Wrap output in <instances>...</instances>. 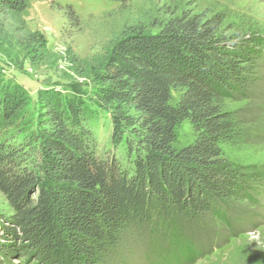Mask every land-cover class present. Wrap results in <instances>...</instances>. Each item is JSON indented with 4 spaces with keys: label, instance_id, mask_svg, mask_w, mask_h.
<instances>
[{
    "label": "trees",
    "instance_id": "obj_1",
    "mask_svg": "<svg viewBox=\"0 0 264 264\" xmlns=\"http://www.w3.org/2000/svg\"><path fill=\"white\" fill-rule=\"evenodd\" d=\"M30 1L0 0L7 56L47 52L21 15ZM112 1L124 8L131 0ZM168 10L151 27H127L109 55L83 61L99 82L97 104L111 112V141L125 143V156L98 151L85 101L55 85L38 90L39 127L26 143H8L6 131L17 128L30 96L0 69V192L10 206L0 212V264H107L149 228L169 238L174 258L195 261L200 255L181 238L182 220L227 223L225 203L263 197L264 170L249 172L223 146L241 144L244 120L227 101L247 96L264 60V36L229 33L221 12ZM184 120L195 137L176 148Z\"/></svg>",
    "mask_w": 264,
    "mask_h": 264
},
{
    "label": "rangeland",
    "instance_id": "obj_2",
    "mask_svg": "<svg viewBox=\"0 0 264 264\" xmlns=\"http://www.w3.org/2000/svg\"><path fill=\"white\" fill-rule=\"evenodd\" d=\"M168 9H179V13L183 10L198 13L204 9L221 12L227 16L224 26L229 33L264 36V0H131L124 8L121 2L112 0H32L21 15L29 29L43 35L47 52L34 59L27 51L17 53L16 49L7 56L1 49L0 69L6 83L22 85L30 96L17 128L6 131V141L15 145L26 143L25 137H30L31 131L40 125L38 90L55 85L65 95L85 101L88 125L96 133L98 151L105 155L122 152L125 156V143L115 146L111 141V112L97 104L99 82L90 70L84 69L83 61L109 55L127 27L136 24L151 27L152 21L166 17ZM258 66L259 72L254 74L256 78L247 96L227 101V106L244 120L241 144L223 146L225 156L249 172L264 170V60ZM179 95V91H172L173 105ZM194 137L190 122L184 120L177 127L174 145L181 148ZM36 145L33 142L31 147L34 149ZM261 192L263 197H258L256 203L247 200L225 203L227 223L208 216L182 220L181 238L188 239L200 255L195 261L185 262L182 256L174 258L177 248L172 247L169 238L162 231L149 228L137 240L127 239L107 264H176L172 259L182 264H264V185ZM9 210V202L0 192V212Z\"/></svg>",
    "mask_w": 264,
    "mask_h": 264
}]
</instances>
